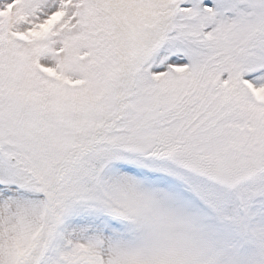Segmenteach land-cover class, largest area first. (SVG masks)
<instances>
[{
	"label": "snow or ice",
	"instance_id": "6c2138e0",
	"mask_svg": "<svg viewBox=\"0 0 264 264\" xmlns=\"http://www.w3.org/2000/svg\"><path fill=\"white\" fill-rule=\"evenodd\" d=\"M0 264H264V0H0Z\"/></svg>",
	"mask_w": 264,
	"mask_h": 264
}]
</instances>
